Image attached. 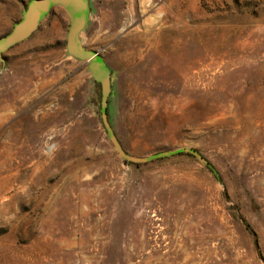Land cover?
<instances>
[{
  "label": "rangeland",
  "instance_id": "374dc122",
  "mask_svg": "<svg viewBox=\"0 0 264 264\" xmlns=\"http://www.w3.org/2000/svg\"><path fill=\"white\" fill-rule=\"evenodd\" d=\"M88 2L124 149L206 161L121 157L56 5L0 60V264H264V0Z\"/></svg>",
  "mask_w": 264,
  "mask_h": 264
},
{
  "label": "water",
  "instance_id": "95a60500",
  "mask_svg": "<svg viewBox=\"0 0 264 264\" xmlns=\"http://www.w3.org/2000/svg\"><path fill=\"white\" fill-rule=\"evenodd\" d=\"M56 5L65 7L69 14L70 24L67 31V49L69 53L85 61L93 77L100 84L102 120L111 141L121 157L131 162H147L156 157L169 156L182 150H187L206 161L199 153L192 149H173L144 157L130 155L124 149L110 125L108 116L109 96L113 80L111 69L102 54L85 46L81 39V33L87 25L89 18L90 8L88 0H29L22 10L21 18L15 22L7 34L0 37V60L5 61V52L28 39L39 26L41 19Z\"/></svg>",
  "mask_w": 264,
  "mask_h": 264
},
{
  "label": "trees",
  "instance_id": "16d2710c",
  "mask_svg": "<svg viewBox=\"0 0 264 264\" xmlns=\"http://www.w3.org/2000/svg\"><path fill=\"white\" fill-rule=\"evenodd\" d=\"M208 166H209L210 168H212V165H211L210 163H208Z\"/></svg>",
  "mask_w": 264,
  "mask_h": 264
}]
</instances>
